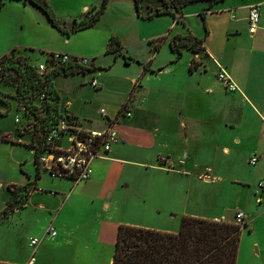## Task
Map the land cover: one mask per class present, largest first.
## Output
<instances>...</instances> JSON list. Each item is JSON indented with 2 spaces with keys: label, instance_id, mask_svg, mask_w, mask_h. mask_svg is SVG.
<instances>
[{
  "label": "crops",
  "instance_id": "1",
  "mask_svg": "<svg viewBox=\"0 0 264 264\" xmlns=\"http://www.w3.org/2000/svg\"><path fill=\"white\" fill-rule=\"evenodd\" d=\"M3 1L0 14L7 2L21 3L27 13L20 19L33 23L28 25L32 44L24 45V50H57L94 60V68L84 74L54 78L72 114L93 130L107 126L102 107L109 116H118L120 141L107 156L93 159L88 180L74 183L45 173L39 178L40 187L57 194L33 191L21 211L31 204L47 216L53 212L42 226L43 233L50 223L55 227L61 208L67 207L66 214L73 213L75 221L83 224L69 232L58 223L59 241L72 238L77 246L85 234V239H91L90 251L104 252L108 245L114 252L121 223L177 231L185 215L235 222V212L240 210L248 223L242 233L254 234L256 251H264V186L260 187L264 180V0H197L184 5L181 16L165 13L150 18L139 14L136 0H108L93 26L71 33L60 31L31 2ZM48 2L69 28L103 0ZM254 4L260 5L261 20L252 34L249 12ZM162 7L160 0L140 2L144 15ZM189 33L203 40L202 49L195 52L186 47L178 56L171 40ZM112 38L121 42L119 55L107 52ZM193 58L197 60L194 66ZM220 68L237 86L235 91L217 79ZM95 77L99 87L91 84ZM126 103L133 112L119 117ZM9 112L8 104L0 99V119L5 121L0 130L10 136L0 139V216L9 203L10 188L26 185L37 173L35 151L27 145V135L19 133L15 118L14 124L5 119ZM25 150L34 155L30 160ZM163 154L175 169L158 163ZM254 156L258 161L252 164ZM31 163L32 171L27 167ZM198 184L220 186L235 202L213 216L189 210L187 197ZM128 197L151 209L157 218L163 216L170 226L111 218ZM97 205L101 206L95 213ZM95 219H100L96 226ZM28 245L32 247L30 241ZM80 250L89 251L82 243Z\"/></svg>",
  "mask_w": 264,
  "mask_h": 264
},
{
  "label": "trees",
  "instance_id": "2",
  "mask_svg": "<svg viewBox=\"0 0 264 264\" xmlns=\"http://www.w3.org/2000/svg\"><path fill=\"white\" fill-rule=\"evenodd\" d=\"M24 1L31 2L42 8L51 23L64 33H71L72 31L75 32L93 26L102 15L108 3V0H103L99 8L89 10L80 20L75 19L73 25L67 28L61 23L48 0ZM141 1L142 0L135 1L139 14L146 18H150L165 13L181 16L183 14L184 5H188L197 0H176L174 2L160 0L163 7L157 8L155 12L153 11L147 15L141 12ZM3 3L4 1L0 0V8ZM183 41H193L194 43L202 45L203 40L191 33L174 36L171 40V47L173 51L177 52L178 56L181 55L184 48L187 47V44ZM121 46L119 40L112 38L107 52H115L119 55L121 53ZM25 64L18 65L16 61H12L11 68L17 73V93H20L23 99L21 101H24L27 107L30 103L35 105L37 102V93H39V91L41 92L43 89L51 92L57 91L54 85V78L56 75L68 74L71 72L68 67H61L60 69H55L49 75V78L43 81L36 73L33 64L28 62H25ZM192 66H194V64H192ZM5 84L15 86L14 81L6 79L0 84V89L1 86ZM13 98L15 99V97ZM13 98H10L11 101ZM50 99L45 109L46 122H49L50 119L54 117V114L58 112L60 107L56 96L52 95ZM29 146L32 147V145ZM36 155L37 158L39 153L36 152ZM32 185L33 183L29 182L24 186L15 185L13 188H10L11 195L13 196L16 194V197L22 189V199L25 197L26 200H22L21 207L26 204L29 199ZM11 199L7 207L3 210L5 214L11 210V208L15 209L18 207L17 205L13 206L14 203ZM15 201L17 202L20 200L16 199ZM246 226H248V224L243 226L234 222H228V220H215L209 217H200L196 215H185L177 231H164L162 229L148 228L147 226L121 223L118 229V237L115 241L111 264H237L242 231ZM0 264L14 263L0 260Z\"/></svg>",
  "mask_w": 264,
  "mask_h": 264
},
{
  "label": "rangeland",
  "instance_id": "3",
  "mask_svg": "<svg viewBox=\"0 0 264 264\" xmlns=\"http://www.w3.org/2000/svg\"><path fill=\"white\" fill-rule=\"evenodd\" d=\"M18 4L21 3L7 2L4 5L3 13L0 14V51L2 47L7 46L4 51L0 52V57L17 48L26 52L27 55H30L32 62L44 60L42 52L49 50H24V45L32 44V31L28 25H32L33 23L31 21L27 23L20 19V16L27 12H25L26 7ZM183 42L187 44V48L195 52L202 49L199 43H194L193 41ZM192 64H197L195 58H193ZM0 91V99H4L10 107V112L7 113L5 119L9 123L14 124L15 99L21 101L23 100L22 96L9 84L2 85ZM10 98H13V100L11 101ZM4 122V119H0V129L4 127ZM25 152L27 156H30L29 160L34 156L31 150H25ZM27 167H29L30 171L33 170L32 163ZM10 199L14 203L13 206L17 205L18 207L15 209L11 208V210L0 217V220L2 217L4 218L0 223V260L20 264H27L28 262L34 264H111L110 256L114 253L111 246L107 245L104 252H100L97 249L90 251V245L92 244L89 240L91 239H85V234L83 235V241H80L77 246L72 238H65L63 243L59 241V237L54 238V240L50 234L43 233L42 229V226L48 223V218L53 212L47 216L45 212L33 208L31 204L21 211L22 200H26L25 197L22 199V189L17 197L15 194ZM16 199L20 201L16 202ZM234 202L225 191L221 190L220 186L213 184H198L194 186V193L187 197L188 209H195L200 212L199 214L206 216L218 214L222 208L224 210L227 205H232ZM100 206L93 207L95 213L98 212ZM62 209L60 210L59 217L57 216L56 221H54L55 227L57 228L59 223L61 225L65 224L69 232H73L78 228L80 229L83 223L81 221H75L74 218L76 217H73V213L66 214L65 210L67 207L65 210ZM182 209L183 207L180 210ZM113 214L110 217L114 219L120 217L132 218L133 220L144 221L148 224L162 223L170 226L169 221L165 220L163 216L157 218L155 212H152L151 209L146 207L143 208L140 203L136 204L130 197L123 199ZM99 222L100 219H95V226ZM172 224L174 223L172 222ZM246 224L248 223L246 222ZM78 233L80 234L81 232ZM32 236L40 239V244H38L37 248L28 245ZM255 239L254 234L249 232L242 233L237 264H264V251L258 254L256 251L257 246L254 245ZM81 243L84 248L88 247L89 251L80 250Z\"/></svg>",
  "mask_w": 264,
  "mask_h": 264
},
{
  "label": "built area",
  "instance_id": "4",
  "mask_svg": "<svg viewBox=\"0 0 264 264\" xmlns=\"http://www.w3.org/2000/svg\"><path fill=\"white\" fill-rule=\"evenodd\" d=\"M174 2L176 0H168ZM261 20V10L259 4H254L250 7L249 12V32L254 34ZM44 60L36 62L31 61V56L20 49H13L0 57V84L4 80L9 79L15 82L13 86L18 92V83L16 80L17 73L11 68L12 61H16L18 65L25 62L34 65L36 73L41 80L45 81L49 75L61 67H68L69 73L84 74L94 68V60L88 56H74L68 52L57 50H49L42 52ZM26 65V64H25ZM88 68V69H85ZM73 70V71H72ZM98 78H93L91 84L99 87ZM217 79L224 83L227 90L233 92L237 86L231 80L228 73L220 68L217 73ZM48 89V88H47ZM56 91V90H55ZM48 91L42 90L37 93V102L35 105L24 103V101L15 100V125L19 133L26 134L28 137L27 145L39 153L35 157V166L37 173L33 181L31 193L38 191L40 193H48L53 196L57 194L54 189L43 188L38 185V180L43 173L54 179L69 178L74 183H79L88 180L92 174L91 162L98 157H105L111 151L114 143L120 141L119 132L117 130V117H111L107 114L106 109L102 107L100 113L106 120L107 126L101 130H93L77 116L70 111L68 103L62 101L60 93L57 90ZM54 95L58 98L60 107L54 117L46 122V108L50 97ZM133 110L126 104L123 105L119 117L131 116ZM10 136L0 130V139H8ZM37 156V155H36ZM258 161L256 156L251 158V163ZM184 164V160L179 161ZM158 163L168 169H175L174 163L170 157L160 155ZM39 173V175H38ZM264 186V180L261 181L260 187ZM235 222L240 225H245L243 211L235 212ZM47 234L52 236V239L57 237V229L50 223L47 227ZM40 240L36 237L31 238L30 245L38 246Z\"/></svg>",
  "mask_w": 264,
  "mask_h": 264
}]
</instances>
